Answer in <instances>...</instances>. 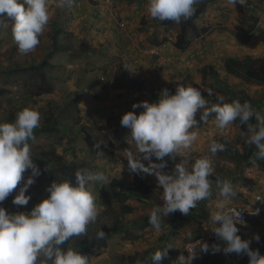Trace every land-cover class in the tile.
I'll use <instances>...</instances> for the list:
<instances>
[{
	"label": "clouds",
	"instance_id": "obj_1",
	"mask_svg": "<svg viewBox=\"0 0 264 264\" xmlns=\"http://www.w3.org/2000/svg\"><path fill=\"white\" fill-rule=\"evenodd\" d=\"M200 2L201 0H146L145 10L152 19L179 24L182 19L192 18L196 11L194 6ZM226 2L235 7L236 4L244 5L246 0ZM74 3L75 0H55L58 8L70 7ZM5 19L11 23H4ZM49 20L50 0H0V34L10 33L14 40L12 43L16 44L22 55L36 49L40 43L39 37L46 27L48 30L42 41L44 46L48 40V46L44 47L49 48L48 32L52 24L51 22L47 26ZM10 26L11 30L7 32ZM67 31L69 32V26ZM3 37L4 35L0 37L2 42ZM124 69L130 73L137 70L136 68L132 71L128 64L124 65ZM208 95H212L211 90ZM207 105L200 89L191 84H177L175 94L164 89L156 102L142 101L131 106L132 109L142 108L140 114L129 111L120 119L121 126L130 130V138L135 145L134 151L125 150L128 170L137 175H154L159 188L163 189V207L156 206L148 215L149 225L157 232L161 228V213L166 216L179 211L188 215L198 202L212 196V181L209 177L212 176L214 168L211 157L218 151H224L225 146L215 139L211 140V155L195 158L190 167L188 166L190 150L199 135L195 119L198 110H204L200 117L204 122L209 116L213 117L216 128L221 132L237 120L246 125L247 143L258 150L254 153L257 159H264V117L256 113L251 104H241L237 100L226 103L220 97L211 107ZM253 117L257 121L255 124L250 123ZM40 123V113L29 108L17 112L14 123L0 122V203L17 188L23 179L22 174L30 169L31 176L25 180L12 200L14 205L28 204L30 196L25 193L35 183L34 178L40 174L33 162L29 141L35 139L34 130L40 127ZM97 155L102 157L101 153ZM177 155L185 158L176 163L170 173L163 172L162 169L166 167L163 158L169 156L175 159ZM153 157L161 163H153ZM142 161H147V166ZM110 183L109 175L102 170H77L75 184L69 180L52 182L46 189L48 197L36 204L30 212L8 214L0 207V264H89L87 256L71 247L61 249L59 245L72 237L85 235L88 225L95 223L105 208L101 202L98 206V195L90 190L89 184H99L101 188ZM215 183L219 195L224 198L217 204L219 210L213 214V220L217 224L214 233L226 245L222 251L225 254H245L249 257V264H264V256H260L257 250H251L250 242L242 240L237 234L239 228L231 212L226 209L228 199L237 195L232 183L219 177ZM104 236L105 233L101 230L97 233L98 238L102 239ZM255 239L258 241L259 236ZM195 244L200 251L208 252V244L199 241ZM170 248L168 246L157 250L151 258L153 264H160ZM212 251L220 252L221 248L216 245ZM194 259L195 250L187 258L178 257V264H192Z\"/></svg>",
	"mask_w": 264,
	"mask_h": 264
},
{
	"label": "rangeland",
	"instance_id": "obj_2",
	"mask_svg": "<svg viewBox=\"0 0 264 264\" xmlns=\"http://www.w3.org/2000/svg\"><path fill=\"white\" fill-rule=\"evenodd\" d=\"M125 1L127 2L128 0ZM206 1L210 2H206L201 6H194L202 10L201 15L196 21V25L203 33L200 37L193 40V43L186 51L177 52L175 56L170 59L171 61L168 60L169 63L171 62L172 64L164 65L162 61H153L155 69L159 72L157 79L154 80L152 77L138 79V82H141L144 86L143 88L146 90L145 94H140V92L135 94L136 92L132 91L126 97L125 92L123 94L117 93V90L113 88V76L115 73H118L119 70L124 69V64H121V59L108 54L110 53V49H107L105 45L95 44L94 47L90 48V45L85 42L86 39L81 38L78 40L74 37L76 36V32L72 30L74 27H71L69 32L70 30L72 31L70 33L72 36L73 46L78 51L83 47L85 52L81 54L77 53L76 55L72 53H60L54 56L53 61L56 66H54L55 68L53 69V74L59 77V81L56 83V89L53 93L47 95L46 97L43 96V99H40V102H36V106L33 107V110L39 111V107H45L46 103L49 101L62 103L66 100V98L74 95L80 106L79 117L81 121L79 124H76L74 119H69L67 125H74L73 133L75 136L78 131H83L87 127H93L99 135L103 137L104 141H114V135L108 130L107 126V118L109 115L112 114L118 116L129 111H134L137 115L140 114L143 111L142 108L132 109L131 106L134 103L142 101H147L149 103L156 102L159 95L155 94L154 90L160 84H171L176 87L177 84H191L193 87H199L201 92H208V82H205L202 79L200 70L203 66H212L218 71L220 77L224 78L229 85L236 86L237 90L245 92L253 102V110L261 117H264V85L243 82L234 76L228 75L224 71L223 58L226 52L222 50L223 47L228 46L232 49L230 53L234 55L233 58L238 60L243 59L246 52L249 53L247 56H251L253 58H260L264 56V0H246L244 5L236 4L235 7L227 4L226 0ZM145 4L146 0H130L122 5L129 9L130 7L132 8L133 6H138V9H140L143 13L140 17L135 16V23H132V17H129L130 24L128 25H132L130 31H136L133 34L136 36L137 40L140 39V42L144 41L145 43H152L155 41L154 39H157L164 45H172L178 34V25H175L170 30L164 32L163 29H161L160 21L149 17L145 10ZM124 7H121V10L124 9ZM251 9L254 11V14L252 15L257 18V23L255 26V32L248 39H245L244 34L246 30H242L237 22L242 20L244 21V25L249 24L251 17L249 10ZM127 10L122 11L126 13ZM74 22H76V20ZM143 22L147 23V26L152 27H149L148 29H146L147 27H140V25H143ZM80 24H82V22ZM118 24H120V21H118ZM117 30H120V28L118 27ZM2 35H4L3 42L5 43L0 44L1 68H7L14 64L26 65V63H30L31 61L39 60L43 57L45 50L49 49H45V47L48 46L45 42L43 50L35 49L30 53L28 58H14V56L22 57L16 44L14 43L15 46L10 45V43L14 42L8 37L10 33L0 34V37H2ZM68 39H70V37ZM231 41L234 42V44ZM88 46L91 50L87 49ZM12 47L15 51L11 50ZM150 47L153 48L155 52L150 54ZM208 47L210 49L209 52H207ZM114 48L118 49L119 45H115ZM139 50H141L140 53H143L145 57H153V55L160 57V54L158 55L160 50L156 46H140ZM139 50L135 52H138ZM1 63L4 65L2 66ZM125 72L128 73L126 70ZM76 75L79 78L77 79L75 86L72 78ZM100 77L103 80H101ZM106 84L107 87L103 88ZM58 87H60L61 93H58ZM10 91L16 93L17 98L20 97L19 94L21 91L19 87L14 86ZM93 92H95V96L98 97L96 100ZM8 98H10V95H5L0 98V119H2L7 113L5 110L8 107ZM82 100H88V105L85 106ZM207 106L211 107L209 104ZM203 111L204 110H198L196 113V115H200L197 119L198 121L196 125V127L199 128L197 130L199 135L198 140L193 144L192 149L190 150L189 167L191 163L194 162L195 158L211 155L209 152V143L213 139H224L239 151H242L243 144L248 140V136L240 133L234 123L221 132V130L216 128L213 122V117L209 116L206 122L202 121L200 117ZM116 125H120L119 120L115 121V126ZM124 132L126 135L127 148L124 149L122 145L117 142L115 144L116 148L114 149L111 157L105 155V153H107L110 149H105L101 158H94L93 155H95V151L90 146V143L84 138L72 141L69 144V149L71 150L68 151L64 150V140L60 146L55 147V150L51 154L66 160L81 161L87 159L86 161H88L91 166H95V169L90 171L95 172L102 170L109 175L110 181L111 179L118 178L119 180L126 182L129 180L131 172L128 170V163L124 154L125 150L134 151L135 145L131 141L130 130L125 127ZM45 135L46 134H40L36 139L29 141L32 155L50 154L51 148H49L47 144L52 140H44ZM218 157L221 158H215V156L211 157L212 166L214 168L213 175L219 174L223 179H233L234 190L239 185V181L236 178L239 177L242 182L241 177L243 178L244 175L248 176L253 173L252 171L248 172V169L244 168L243 174L239 173V175L234 161L223 154ZM165 158H169V156H165L163 159ZM175 158L184 159L185 157L177 155ZM142 163L147 166L148 162L142 161ZM251 169L254 170L255 168L252 167ZM141 175L145 181H155L154 186H156L159 195L162 196L163 189L159 188L158 181L155 176L149 174ZM22 176L23 179L18 184L17 188L5 199V201L0 203V207H3L8 214L30 212L32 205L29 202L32 200L40 202L41 200L46 199L49 195L46 189L51 185V182L48 180L46 174L40 173L39 176L34 178L35 183L28 188L26 192L27 194L25 193V195L30 196L28 204L31 206L27 208V205H14L12 203L13 198L19 191V188L23 186L25 180L31 176V173H23ZM106 187L107 185L100 188L99 184H89L90 190L94 194L97 193L98 195L100 200L97 201L98 206L102 201V192L106 189ZM217 191L216 185H212V196L204 202L205 208L203 209L207 211L208 215L211 214L213 216V214L219 210L217 208V204L224 200V198L221 197ZM235 191L237 193V190ZM238 193L235 197L228 199L226 206L233 205L235 201L240 200ZM128 205L132 206L134 211L130 216H124V221L126 222L132 221V219H136L138 217L142 218L148 216L152 210L150 206L140 204L133 200L129 201ZM116 208L117 207H113V210L111 207L105 206L96 222L88 225L85 235L71 238L70 247L74 249L76 244L82 241L90 243L96 239L97 233L100 230L103 231L107 228L111 229L114 225H116L114 220V214L117 211ZM146 230V233L145 231L142 233L137 229L134 230L130 227L127 228L129 233L128 236L120 232L106 237V247L99 251L98 257L91 258L89 260V264H125V262L132 261L134 257H138L139 254L143 253L148 248L153 251L160 250L158 247L162 246L166 240V245L170 246L172 249H177L182 248L184 243L191 241L189 239L195 236L192 228H185V230H183L184 232L175 230H172L171 232L170 230L169 233L166 232L167 230L163 227L160 228L159 232L151 226ZM148 233H150V235ZM177 233H179L180 236H178ZM164 237H167V239ZM255 245H260L257 246L256 249L258 248L260 256H264V239L255 242ZM243 255L240 254L239 264H249V260L246 258L243 259Z\"/></svg>",
	"mask_w": 264,
	"mask_h": 264
},
{
	"label": "trees",
	"instance_id": "obj_3",
	"mask_svg": "<svg viewBox=\"0 0 264 264\" xmlns=\"http://www.w3.org/2000/svg\"><path fill=\"white\" fill-rule=\"evenodd\" d=\"M206 0H201V2L195 6L204 5ZM196 11L192 18L188 20H181L179 24L172 21H160V26L163 31H168L173 28L175 25H178V34L174 42L175 49L179 51H185L192 40L203 33L202 30H199L196 25V21L202 13V10L195 7ZM250 23L244 25V21L239 20L238 24L242 30H246L244 38L248 39L254 32L255 26L257 23V18L253 17L254 11L249 10ZM7 24L11 23L10 20L5 19L3 21ZM144 24H147L143 22ZM0 25H2L0 23ZM246 26V27H245ZM68 25L62 21H54L49 29L48 37L50 39V47L45 50L43 57L38 61H31L22 64H14L7 68H0V98L5 95H10V98L7 99V113L4 115L0 122L14 123L16 120V114L24 108L33 109L36 106V102H40L42 96H47L53 93L56 89V83L59 81V77L53 74V69L56 64H54L53 58L55 55L60 53H72V54H81L85 52L84 48H81L79 51L75 49L72 44L71 33L67 31ZM9 38L13 40V36L9 35ZM70 37V39H68ZM40 43L36 49L43 50V36L39 37ZM14 41V40H13ZM87 49L91 50L89 47ZM123 71V72H122ZM119 70L118 73H115L113 76V88L122 89L125 88L126 91L135 90L140 92V94H145L146 90L143 88L141 82H137L131 76L126 75L124 70ZM224 71L231 76H234L240 79L243 82L254 83L256 85H264V58H253L251 56H245L243 59L227 58L224 61ZM202 79L206 82L207 88L211 90L212 95H208V92H201L202 96L207 100L209 105H213L218 102L220 97H223L224 102L231 103L234 100L239 101L241 104L248 102L253 107V102L251 98L242 90H237L236 86H231L228 82L221 78L218 71L212 66H204L200 70ZM108 80V78H107ZM17 86L20 89L19 98L16 97V93L10 91L12 87ZM107 87V84L103 87ZM200 89L199 87H196ZM164 89H167L170 94H175L176 86L171 84H160L155 90V94H160ZM201 91V89H200ZM69 96L62 103L56 102H47L45 107H39V113L41 116L40 127L34 130L35 139L39 137L40 134H46L44 140H52L47 145L51 148L50 154H37L32 155L33 162L37 165V168L40 173L47 175L48 180L52 183L54 181L60 182L63 180H69L75 184V173L77 170H93L95 166H91L90 163L86 160H66L60 157L54 156L51 153L55 150V147L60 146L65 140L64 146L65 151L69 149V144L75 139H86L90 143V146L95 151L94 158H99L97 153L103 154L105 149H110L107 151L106 156L111 157L112 152L116 148V143L122 145L124 149L127 148L126 135L124 132L125 127L116 125L115 121L121 119L122 115H109L107 118L108 130L111 131L114 135V141L106 142L103 140V137L95 130V128L87 127L83 131H78V133H73L74 125H67L69 119H74L76 124H79L81 119L79 117L80 111L77 99L75 96ZM97 99L98 97L95 96ZM200 115L197 114L195 119L197 120ZM198 121V120H197ZM250 123H257L255 117L250 120ZM240 133L247 134V126L243 125L237 120L234 122ZM82 130V129H80ZM217 142L224 144L225 150L218 151L215 154V158L220 155H225L229 157L237 166V173L243 174L244 168L247 166H258L261 171L264 172V159H257L254 153L258 150L254 145H250L245 142L242 146V151H239L234 146L230 145L224 139H216ZM81 151V149H80ZM75 158V156H74ZM153 163H161V161L156 160L155 157L151 158ZM182 158L171 159L165 158L166 167L162 169L163 172L170 173L176 163L182 162ZM243 167V168H242ZM24 173H31V170L28 169ZM239 174V175H240ZM221 179V175H213L209 177L212 181V185H216V178ZM242 183L246 185L251 183L250 180L245 177H241ZM212 190V189H211ZM27 194V193H26ZM136 201L140 204L148 205L152 209L157 207H163V198L157 192L156 186L147 184L141 174L137 175L131 173L129 180L124 182L118 178L111 179V183L107 185L106 189L102 192V204L104 206L117 207V211L114 214V220L116 225L111 229H104L105 233L104 238H98L90 243H85L82 241L77 243L74 247V250L79 251L81 255L87 256L89 260L93 257L99 256V251L102 248L106 247V237L117 234L124 233L128 236L127 228L138 230L142 233L150 227L148 223V216L138 217L132 219V221H124V216H130L134 209L132 206L128 205L129 201ZM205 200H202L197 203V206L190 210L188 215H183L179 211L169 213L164 216L162 213V223L163 226L173 227L174 229L178 228L182 222L186 223L196 219L204 220L208 213L205 212ZM34 208L36 204L39 203L37 200H32L29 202ZM27 204V208L31 205ZM114 210V209H113ZM213 225L216 224L214 220L212 221ZM239 228L238 235L242 240L249 241L246 238L245 234L249 232L246 228L237 226ZM247 231V232H246ZM131 238V237H129ZM164 241L163 245L158 247L160 250H163L166 245ZM249 247L251 250L256 249L257 246L255 243L249 241ZM71 246V239L66 241L64 244L59 245L61 249H66ZM168 255L160 262V264H178V257L183 256L181 248L177 249H168ZM156 250L148 248L143 253L139 254L138 257H134L132 261L125 262V264H153L152 256ZM243 255V254H242ZM246 258L249 260L247 255H243V259ZM240 255L235 253L220 255L211 252H202L196 256L195 264H239Z\"/></svg>",
	"mask_w": 264,
	"mask_h": 264
},
{
	"label": "crops",
	"instance_id": "obj_4",
	"mask_svg": "<svg viewBox=\"0 0 264 264\" xmlns=\"http://www.w3.org/2000/svg\"><path fill=\"white\" fill-rule=\"evenodd\" d=\"M129 1L130 0H128L127 2ZM127 2L125 0H75V3L70 7L66 6L64 8H58L55 6V0H50V20L47 26H49L51 22L53 23L54 21H62L63 23L69 26V29H71V27H74V29L72 30L76 32V36H74L76 37V39L78 40H80L81 38L86 39L85 42H87L90 45V47H94L95 44L105 45L107 49H110V53L108 54L114 57L120 58L121 64L123 63L124 65L125 64L130 65L131 70L133 71H135V69L137 68L135 72L136 74L130 73V72L127 73L128 76H131L137 82L139 78L141 79L144 77H152L155 80L157 79L159 72L157 69H155V64L153 63V61L154 60H157L159 62L162 61L164 65H170L172 64L171 62L169 63V61H171L170 59L173 56H175L177 52H182V51L175 49L174 43L170 46H167V45H164L162 42H159L157 39H154L155 41L152 42L153 44L151 42L150 43H145L144 41L140 42V39L137 40L136 36L133 34L136 31L134 32L130 31V28H132V25H128L130 24L129 17H132V23H135V16L140 17L143 15V13L140 9H138V6H133L132 8L130 7V9L122 6L124 3H127ZM118 4L120 7L118 6ZM121 7H124V9H122L123 11L127 9L129 10H127L126 13H124L121 10ZM75 20L76 22H74ZM118 21H120V24H118ZM81 22L82 24H80ZM118 27L120 28V30H117ZM140 27H147L146 29H148L149 27H152V26H147V24L143 23V25H140ZM10 30H11V26L7 28V32H10ZM46 32H47V27L41 36H43ZM70 32L72 31L70 30ZM2 43H5V42H2V39L0 38V44ZM46 43L48 44V40L46 41ZM192 43H193V40L191 41L190 45ZM232 43L234 44V42ZM10 45L15 46V44L13 43H10ZM115 45H119L120 49L114 48ZM140 46L141 47H147V46L158 47L160 50L158 55L160 54V57H157L156 55H153V57L152 56L145 57L143 53L142 54L140 53L141 51L139 50ZM11 50L15 51L13 47L11 48ZM137 50L139 51L135 52ZM209 50L210 49L208 47L207 52H209ZM222 50L226 52L223 58L224 61L227 58L234 57V55L230 53L232 49L229 48L228 46L223 47ZM154 51L155 50L151 48L149 53L151 54ZM248 54L249 53L246 52L245 56H247ZM20 55L22 57L14 56V58H24V57L28 58L30 53L27 55H22V54ZM260 58H264V56ZM3 63H1L2 66L4 65ZM124 73L126 75L125 70H124ZM78 78L79 77L77 75L74 78H72V80L75 83V86H76V81ZM57 91L58 93H61L60 87L57 88ZM132 91L136 92L135 94L138 93V91H135V90L126 91L125 88L118 89L117 93L123 94L125 92L126 97H127V95L130 94ZM41 99H43V97H41ZM82 101L84 102L85 106L88 105L87 103L88 100H82ZM252 167L255 169L254 170L251 169ZM247 169H248L247 170L248 172L252 171L253 173L252 175H248V176L244 175V177L250 180L251 183H248V185H246L244 182L242 183L240 181L239 177L236 178L239 181V185L237 184L238 187L235 190H237V193L239 192L238 195L240 197V200L235 201L233 205H252L254 194L262 190V187L264 186V172L261 171L257 166H247ZM221 179H223L222 176H221ZM229 181L232 183V185H234L233 179H230ZM145 182L148 184L152 183L150 185L155 184V181H152V182L145 181ZM205 212L207 211L205 210ZM212 221H213V216L210 214L208 216L206 215V219L204 220L196 219V220L189 221L186 223L182 222V224H180L178 228L176 229H174L173 227H168V226H163V225H161V227L165 228L167 230L166 232L168 233L170 230L171 232L172 230L184 232L183 230H185V228H188V229L192 228L194 230L195 236L193 238H190L189 240H193V239H196L202 236L209 235L211 231L213 230ZM148 234L150 235V233ZM177 234L178 236H180L179 233ZM245 236L246 238L249 239V241L255 243L257 242V240L255 239L256 236H259V240L264 239V230L262 229L249 230V232L246 233ZM164 238L167 239V237H164Z\"/></svg>",
	"mask_w": 264,
	"mask_h": 264
},
{
	"label": "built area",
	"instance_id": "obj_5",
	"mask_svg": "<svg viewBox=\"0 0 264 264\" xmlns=\"http://www.w3.org/2000/svg\"><path fill=\"white\" fill-rule=\"evenodd\" d=\"M226 209L229 210L233 215L237 226L246 228L247 230H264V186L262 187V190L254 194L252 205H228L226 206ZM257 210H259L258 214ZM216 227L217 224L214 225L213 230L208 236H202L185 243L181 248L183 256L187 258L188 254H192L194 250L196 256L202 253L199 246L196 248L195 243H198V241L209 245L208 252L213 253V246L219 245L221 251L216 252V254H225L222 249L226 245L214 233ZM192 264H195V259L192 261Z\"/></svg>",
	"mask_w": 264,
	"mask_h": 264
}]
</instances>
